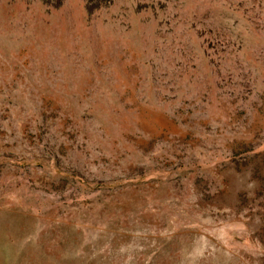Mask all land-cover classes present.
I'll use <instances>...</instances> for the list:
<instances>
[{
  "label": "rangeland",
  "instance_id": "1",
  "mask_svg": "<svg viewBox=\"0 0 264 264\" xmlns=\"http://www.w3.org/2000/svg\"><path fill=\"white\" fill-rule=\"evenodd\" d=\"M0 264H264V0H0Z\"/></svg>",
  "mask_w": 264,
  "mask_h": 264
}]
</instances>
